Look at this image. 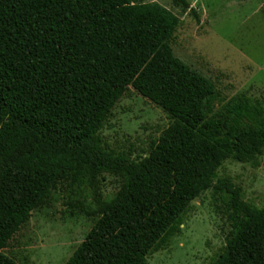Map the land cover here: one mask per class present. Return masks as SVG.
I'll return each mask as SVG.
<instances>
[{"label": "trees", "instance_id": "1", "mask_svg": "<svg viewBox=\"0 0 264 264\" xmlns=\"http://www.w3.org/2000/svg\"><path fill=\"white\" fill-rule=\"evenodd\" d=\"M180 25L156 3L0 0V264H16L3 251L32 213L58 204L96 219L66 264H147L207 191L229 228L212 264H264V207L217 177L264 154V106L223 104L174 56ZM129 88L171 121L145 158L101 137ZM104 176L118 182L110 196Z\"/></svg>", "mask_w": 264, "mask_h": 264}, {"label": "rangeland", "instance_id": "2", "mask_svg": "<svg viewBox=\"0 0 264 264\" xmlns=\"http://www.w3.org/2000/svg\"><path fill=\"white\" fill-rule=\"evenodd\" d=\"M133 1L156 3L179 18L181 25L170 44L174 56L211 80L223 104L244 96L264 106V0H187V11L173 6L172 0ZM221 106L217 104L216 111ZM170 123L158 107L129 88L101 137L114 151L145 158ZM217 177L240 186L247 203L264 207V154L254 165L227 161ZM117 189L118 182L104 176L103 195ZM214 204L211 191L191 202L179 233L151 252L147 264H212L221 255L229 230ZM95 221L70 215L60 204L38 210L3 254L16 264H66Z\"/></svg>", "mask_w": 264, "mask_h": 264}]
</instances>
